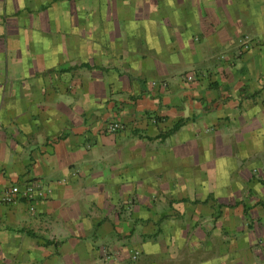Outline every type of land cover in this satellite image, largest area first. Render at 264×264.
Here are the masks:
<instances>
[{
	"label": "crops",
	"instance_id": "obj_1",
	"mask_svg": "<svg viewBox=\"0 0 264 264\" xmlns=\"http://www.w3.org/2000/svg\"><path fill=\"white\" fill-rule=\"evenodd\" d=\"M31 182L0 264H264V0H0V191Z\"/></svg>",
	"mask_w": 264,
	"mask_h": 264
},
{
	"label": "built area",
	"instance_id": "obj_2",
	"mask_svg": "<svg viewBox=\"0 0 264 264\" xmlns=\"http://www.w3.org/2000/svg\"><path fill=\"white\" fill-rule=\"evenodd\" d=\"M250 42L245 39L241 43V48L246 51L249 49ZM188 81H192V76H187ZM122 129V126L119 123L113 122L106 126L105 132L108 135H114ZM24 199L26 202H36L42 201L44 199V194L42 192L41 186L35 182L27 184L25 187L20 189L18 186H10L3 191H0V205H12L18 202L19 200ZM32 211V209H31ZM138 254L134 253L131 258L135 260ZM113 257V254L106 253L104 259L108 260Z\"/></svg>",
	"mask_w": 264,
	"mask_h": 264
}]
</instances>
